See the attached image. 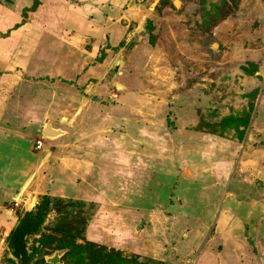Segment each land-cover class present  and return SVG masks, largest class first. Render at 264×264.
Segmentation results:
<instances>
[{"label":"rangeland","instance_id":"obj_1","mask_svg":"<svg viewBox=\"0 0 264 264\" xmlns=\"http://www.w3.org/2000/svg\"><path fill=\"white\" fill-rule=\"evenodd\" d=\"M0 93L22 148L64 130L41 150L73 174L0 204L44 208L23 260L0 227V264H264V0H0Z\"/></svg>","mask_w":264,"mask_h":264},{"label":"crops","instance_id":"obj_2","mask_svg":"<svg viewBox=\"0 0 264 264\" xmlns=\"http://www.w3.org/2000/svg\"><path fill=\"white\" fill-rule=\"evenodd\" d=\"M10 81H12L11 78L8 79L7 84H9ZM3 96H5V94L0 93V107H5V103H3ZM49 124L52 125V127L55 129L59 128L63 130L62 128L52 123H48L42 129V131H40L41 135L44 134ZM20 137H22V134L20 132L18 133L15 130H13L11 127L6 128L0 124V138H1L0 139L1 140L0 161L3 159V156H6L9 154L8 157H10V156L15 155L13 151H19L20 152L19 156L23 158L21 159L19 157L20 161H19L18 168H24L27 171L21 180L16 181L15 175L17 174V176H19L23 171L21 172L20 170H17L18 169L17 168L14 171L16 174L14 173L13 176H10L9 174L5 175L8 172H10V168L12 167V165L10 167L9 164H5V165L0 164V202L4 204L6 201L10 202V201H14L15 199L16 200L19 199L21 200L19 203V207H22L28 210L29 208L35 205V202L31 203L30 201V200H33V198H35L33 195L35 193H37L36 195V198H37V196H39L40 194H45V193L55 194L58 192H66L67 190L70 191L71 190L70 185L72 182L71 179L73 177L72 176L73 174L70 170L65 168L61 162L57 161L58 159L57 153H59V151L53 148L54 145L57 146L58 143L61 142L62 140L58 142L57 140L55 141L54 139H50V140L47 139L49 140L47 142L49 145L48 146L49 148L47 147L46 150L34 151L32 147V138L29 139L27 144H25V146H23L22 148L21 147L22 140L20 141L21 139ZM2 143H4V145H2ZM53 163L55 165H53ZM49 168L50 169L53 168V170L56 169V172H54V174L57 175L56 177H58L55 179L56 183H53V182L51 183L48 181V178L52 177V173L48 171ZM3 170H5V174L3 173ZM63 177L66 179H63ZM42 181L44 182L42 183ZM41 183L43 184L42 187H41ZM48 183H51L52 186L48 185ZM230 192L234 194L233 197L237 196L236 191H230ZM231 200L233 199L230 197L229 198L230 202H228V204L231 203ZM252 207L253 209L249 211L250 215H248L250 220H252L255 217V218H258V220L256 221L257 222L256 224H260L258 222L259 220L264 222V202H257L254 205H252ZM2 208L0 207V227H3L5 225L7 226V228L11 230L14 227H16V225L18 224V221H19L18 214L15 211L14 214L9 215L8 213H6V211L4 210L1 211ZM232 209H234L233 206L231 207V210ZM231 213L233 212L231 211V212L226 213L225 215L226 219L222 221L223 223L227 219L231 221V218H229L231 216ZM259 226H261L257 229V235H258L259 244H260L259 251L262 254H264V223L262 225L260 224Z\"/></svg>","mask_w":264,"mask_h":264},{"label":"trees","instance_id":"obj_3","mask_svg":"<svg viewBox=\"0 0 264 264\" xmlns=\"http://www.w3.org/2000/svg\"><path fill=\"white\" fill-rule=\"evenodd\" d=\"M47 196H45L46 198ZM44 208L38 206L34 212H27L25 216L19 218L16 227L11 229L7 236L14 255L21 260L28 255L26 248V238L29 234L36 232L44 219Z\"/></svg>","mask_w":264,"mask_h":264},{"label":"water","instance_id":"obj_4","mask_svg":"<svg viewBox=\"0 0 264 264\" xmlns=\"http://www.w3.org/2000/svg\"><path fill=\"white\" fill-rule=\"evenodd\" d=\"M63 132H64L63 130H61L59 128L55 129V128L52 127V125L49 124L42 136H43L44 139L45 138H55L57 136H60ZM0 204H3V203L0 202ZM52 261L56 262L57 259L53 258Z\"/></svg>","mask_w":264,"mask_h":264},{"label":"built area","instance_id":"obj_5","mask_svg":"<svg viewBox=\"0 0 264 264\" xmlns=\"http://www.w3.org/2000/svg\"><path fill=\"white\" fill-rule=\"evenodd\" d=\"M134 1H138V0H134ZM42 140H43V136H41V139L36 140L35 145H34L35 149L41 150L43 148L44 142ZM15 203H16L17 206L19 205L18 201H15Z\"/></svg>","mask_w":264,"mask_h":264},{"label":"bare ground","instance_id":"obj_6","mask_svg":"<svg viewBox=\"0 0 264 264\" xmlns=\"http://www.w3.org/2000/svg\"><path fill=\"white\" fill-rule=\"evenodd\" d=\"M176 4L179 5V1H176Z\"/></svg>","mask_w":264,"mask_h":264}]
</instances>
